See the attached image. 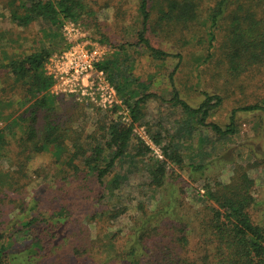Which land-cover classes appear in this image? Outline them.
Here are the masks:
<instances>
[{
    "label": "trees",
    "instance_id": "16d2710c",
    "mask_svg": "<svg viewBox=\"0 0 264 264\" xmlns=\"http://www.w3.org/2000/svg\"><path fill=\"white\" fill-rule=\"evenodd\" d=\"M98 3V0L4 2L15 25L28 27L40 23L42 45L36 50L6 55V62L1 64L9 75V85L18 84L22 89L21 106L27 105L24 110L29 116H13L14 127L23 124L15 143L18 154L10 155L8 171L0 172V224L2 220L7 222V233L0 234V264H48V258L66 243H73L70 254L75 255L79 264H264V216L256 221L251 215L250 210L261 203L252 194L253 179L247 170L238 165L228 182H207L203 202L198 207L185 203L174 183L165 188L167 160L181 169L187 168L192 177L205 173L207 164H186L174 143L163 144L158 133L152 139L161 147L166 160L152 156L150 146L133 132L139 105L151 94L137 96V91L130 87L125 91L127 77L119 75L116 80L108 72L114 59L107 57L97 67L116 83V91L129 105L130 122L102 121L100 132L85 136L57 112V97L50 92L54 81L46 73L45 63L53 52L68 47L69 42L61 34L64 25L93 16ZM137 11L136 39L155 59L166 61L169 56L182 55H171L152 45L149 32L181 46L196 37L200 44L204 43L207 37L206 46L210 49L217 39L219 22L226 18L229 27L225 58L229 68H240L243 72L251 66H264V0H219L206 18L202 16L200 0H156L152 6L150 0H139ZM173 100L187 116L195 117L215 134L225 137L236 131L233 115L224 128L206 121L222 101L218 95L205 93L198 107H191L175 89ZM240 110L264 111V104L246 105ZM5 135L1 130L0 156L7 153ZM83 137L85 143L91 142L88 148L81 142ZM132 149L134 154L129 153ZM44 152L51 154L49 165L31 172L33 155ZM123 160L127 166L122 164ZM141 162H147L144 172L137 165ZM139 173L147 174L148 182L145 180L144 184L148 189L160 192L158 200L147 203L135 198L132 190L126 191L130 175L135 179ZM42 176L44 181L51 176L53 183L40 184L38 192L30 190V184L40 181ZM9 191L29 199L17 209V199ZM9 203L14 206L12 216L7 208ZM129 207L134 212L127 222L120 224L119 218ZM21 233L19 240L24 242L17 246L15 237ZM190 237L197 239L196 252L186 249ZM70 254L50 262L74 264L70 262Z\"/></svg>",
    "mask_w": 264,
    "mask_h": 264
},
{
    "label": "rangeland",
    "instance_id": "374dc122",
    "mask_svg": "<svg viewBox=\"0 0 264 264\" xmlns=\"http://www.w3.org/2000/svg\"><path fill=\"white\" fill-rule=\"evenodd\" d=\"M5 1L0 0V131L3 130L6 134L5 150H7V153H2L3 156H0V172L2 173L8 171L10 167L9 156L18 154L15 143L22 134L23 124L14 127L11 120L13 116L20 114V117L27 118L28 114L24 110L27 105L21 106L24 96L22 89L18 84L17 87L9 85V75L1 68V64L6 62L5 57L23 51L36 50L42 45L40 23L34 22L28 27L15 25L10 20ZM218 1L200 0L202 16L206 18L210 9L216 6ZM98 2L97 6H94L93 16L84 17L73 23V26L67 22L68 24L66 23L61 29L62 36L69 43L75 42L78 38H88L91 42L104 45L103 59L107 57L114 59V65H111L112 70H108L109 74L112 73L116 80L120 79L119 75L126 76L128 79L125 91L131 88L137 91V96L151 94L139 105L138 119L134 124L133 132L150 146L154 158L166 160L162 155L161 147L152 139V135L158 133L163 144L169 141L174 143L186 164L190 162L207 164L205 173L192 177L187 168L181 169L167 160L165 188L169 183H174L181 193V199L190 206L198 207L203 202L204 185L218 180L228 182L234 167L239 165L246 169L253 179L252 194L261 205L258 204L250 212L253 219L261 221L264 216V111L250 112L242 111L240 108L256 103L264 104V66H251L243 72L240 68H229L225 58L228 52L226 33L229 27V21L226 18L219 22L216 30L217 39L212 42L210 49L206 46L207 37L204 43L200 44L196 37L193 41L190 39L186 45L181 46L178 42L169 41L156 32H149L148 36L152 45L171 55L177 53L182 55L181 58L175 55L169 56L170 58L166 61L155 59L147 48L138 44L136 39L139 26L137 11L139 0H98ZM155 3L156 0H150V6ZM153 11H155L154 8ZM104 73L109 80L108 73ZM109 82L115 88L116 83L110 80ZM128 87L130 88L127 89ZM175 89L179 92L180 98L191 107H198L205 93L220 96L222 98L220 105L214 108L212 115L206 121L219 123L224 128L230 116L233 115L236 131L222 137L215 134L208 126L199 124L195 117L187 116L183 108L173 100ZM90 90L92 92L89 95ZM50 92L57 97V112L62 119H69L74 130L81 135L87 136L100 132L98 131L99 122L102 123V121L107 124L131 121L129 105L123 102L117 91L112 106H108L107 103L103 105L101 96L103 90L97 83L85 92H60L53 85ZM117 101L120 103H116ZM81 142L83 144L86 142L84 137ZM90 143H85V147L88 148ZM129 153L134 154V150H130ZM50 161L51 154L48 152L33 155L30 161L31 172L48 166ZM125 161L128 162L131 159ZM125 161L123 160L122 164L127 166L128 163ZM146 163L137 164L140 172L145 171ZM47 179L45 178L46 181H44L42 176L40 181L31 183L28 188L36 189L38 192L40 184L49 186L53 183L51 176ZM129 179L125 189L127 192L132 190L136 195L135 198L147 203L158 200L160 192L150 190L147 184H144L145 180L146 183L148 182L147 174L139 173L135 179L130 175ZM137 182L141 185H137ZM9 192L12 198L17 199L15 203L17 209H20L18 206L24 205L29 199L20 197L17 192L15 194L12 191ZM8 206L11 215L14 206L12 203ZM133 212V207H129L118 222L124 224L129 214ZM4 219L6 221L8 219L6 214ZM108 225L111 226V222ZM6 229L7 222L2 220L0 234L7 233ZM20 237L22 238V233L16 234L17 246L24 242L19 240ZM186 249L197 251L195 237H190V243ZM71 250H73V243H66L60 251L48 258V264L60 263V261L52 263L50 260L53 262L56 259L60 260L64 255L70 254ZM70 262L79 264L75 255L71 254Z\"/></svg>",
    "mask_w": 264,
    "mask_h": 264
},
{
    "label": "built area",
    "instance_id": "2783aa9c",
    "mask_svg": "<svg viewBox=\"0 0 264 264\" xmlns=\"http://www.w3.org/2000/svg\"><path fill=\"white\" fill-rule=\"evenodd\" d=\"M68 23L73 26V22ZM104 51V45L91 42L88 38H78L75 42L69 43L63 51L51 55L45 69L54 81V88L67 93L85 92L97 83L103 90L101 93L103 105L107 103L108 106H112L116 96L115 88L110 84L104 71L97 67V64L104 60ZM91 92L92 90L89 91V95Z\"/></svg>",
    "mask_w": 264,
    "mask_h": 264
}]
</instances>
